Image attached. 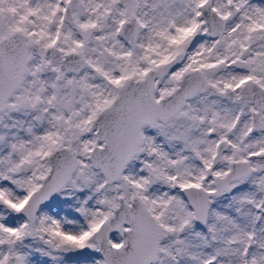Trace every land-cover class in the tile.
I'll list each match as a JSON object with an SVG mask.
<instances>
[{
	"label": "snow or ice",
	"instance_id": "snow-or-ice-1",
	"mask_svg": "<svg viewBox=\"0 0 264 264\" xmlns=\"http://www.w3.org/2000/svg\"><path fill=\"white\" fill-rule=\"evenodd\" d=\"M0 264H264V0H0Z\"/></svg>",
	"mask_w": 264,
	"mask_h": 264
}]
</instances>
